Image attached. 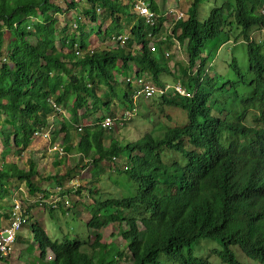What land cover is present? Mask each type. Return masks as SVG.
<instances>
[{
	"label": "trees",
	"instance_id": "trees-1",
	"mask_svg": "<svg viewBox=\"0 0 264 264\" xmlns=\"http://www.w3.org/2000/svg\"><path fill=\"white\" fill-rule=\"evenodd\" d=\"M148 1L160 13L156 0ZM201 1L193 0L190 8H183L185 16L175 22L173 29L180 42L187 40L188 62L182 68L186 78L183 82L195 90L194 96H173L171 92L155 95L149 107L144 98L140 99L141 109L144 106L150 109L152 124L154 115L168 121L164 122V132L159 135L151 128L125 142L110 136L106 145L108 130L126 122L105 128L102 121L106 116H103L93 124L77 127L74 122H80L78 111L84 109L83 117H86L96 103L107 108L113 117L116 106L112 98H118L120 91L121 117L127 109L136 110L133 83L125 78L128 89L118 91L116 86L115 69L119 62L125 71L130 69L131 62H137L136 75L147 70L157 84L161 75H174L161 45L150 46L149 34L159 33L165 19L159 17L153 25L142 17L134 22L129 37L131 47L135 40L140 43L138 49H127L124 45L95 49L91 46L90 34L102 36L105 41L122 34L126 30L122 17H135L136 3L87 0L91 9L85 14L98 22V10L103 7L104 21L97 31L88 32L77 13L73 23L76 33L66 34L62 40V46L69 49L65 51L56 46L59 23L55 15L76 10L80 7L78 0H0V136L3 142L17 150L25 149L41 137L36 133L61 131L63 143L69 144L75 133L79 137L77 153L88 158L87 164L113 162L122 155L123 166L115 170L136 184L129 197L95 200L97 207L87 222L89 228L97 230L92 243L78 237L53 240L43 216L39 221L30 218V232L35 234L39 252L37 263L119 264L128 253L130 264H164V257L176 264H213L199 254L201 241L206 240L218 245L213 252L227 264H244L234 247H240L250 259L264 264V50L250 37L253 28L264 29L261 11L264 0H213L204 20L200 19ZM226 12L230 13L224 19ZM231 37L235 43L243 37L248 45L252 78L246 86L253 92L245 99L240 98L237 84L231 79L220 82L221 73L210 77L203 68L208 59L202 57L204 46L218 50L221 41L223 45ZM198 58L201 63L197 72H192ZM232 62L239 78H245L236 58ZM201 84H204L203 90ZM101 86L106 97L98 95ZM228 96L233 100L229 101ZM69 99H72L73 111L70 121L56 108ZM218 105L220 110L216 108ZM155 106L158 115L151 112ZM167 107L179 109L181 114L172 115L166 112ZM237 107L243 108L239 119L228 120L227 116ZM0 160V163L3 161L0 164V227L9 222L11 215L13 201L7 206L9 180L18 177L27 182L33 194L40 191L48 196L52 191L47 186L39 187L40 180L61 185L81 168L78 164L66 168L64 177L59 173L41 175L33 161L27 170L15 172L6 167L5 152L1 153ZM50 209L54 211L55 207ZM112 222L119 223L120 233L127 242L126 250L115 241L102 242L101 230ZM19 238L16 243L23 244V238ZM27 241L31 252L32 240ZM50 252L52 255L48 257Z\"/></svg>",
	"mask_w": 264,
	"mask_h": 264
},
{
	"label": "rangeland",
	"instance_id": "rangeland-1",
	"mask_svg": "<svg viewBox=\"0 0 264 264\" xmlns=\"http://www.w3.org/2000/svg\"><path fill=\"white\" fill-rule=\"evenodd\" d=\"M78 1L80 2V7L76 10L66 12L62 15H55L59 23L58 31L55 36L56 46L57 48L63 49L65 51H68L69 49L67 47L62 46V40L64 39V36L66 34L76 33V30L73 29V23L75 21V16L77 15V13L78 15H80L81 21L83 25L86 26V30L88 32L93 29L97 31L101 23L104 21L102 13L105 12V8L101 7V9L98 10L99 21L94 22L90 17L85 14V11L87 9H91V5L88 4L87 0ZM119 1L123 4H127L131 0ZM136 1L137 0H133V2L135 3ZM192 2L193 0H160V4H162L163 6L161 9V13L167 14V12H170L171 8L182 11L183 8H190ZM62 4L65 5L63 2ZM212 6L213 0H209V2L208 0L201 1V4L199 5L201 20H204L208 16ZM133 12L135 14V17H131L129 15L122 17V23L126 29L123 31L124 33L122 32V34L126 36L130 35L129 29L133 26L134 22L138 21L139 18L136 8L133 9ZM229 13L230 12H226L223 18L226 19V15ZM174 20L175 19H173L172 14L166 17L165 21L163 22L162 30L157 33L153 39H151L154 45H161V48L164 53V59L166 62H168L170 68L174 72V75H161L159 79L160 82H173L179 79L184 82L186 81V78L184 77L182 72V68H184V66H186L188 62L187 40L182 43L177 39V35L173 34V29L175 25ZM107 23H110V19H108ZM237 31L238 29L235 30V32ZM90 36L91 46L95 49H100L102 47L113 48L121 44H123L127 49H138L141 46L140 43L135 40L131 47L130 37L124 43H121L118 40V36L106 41L103 39L102 36L97 37L96 35L94 36L93 33H91ZM250 37H252L257 43H260V46H263L264 50V29L253 28L250 33ZM221 39H223L222 35ZM243 39L244 38L242 37L239 42L235 43L234 37H231V39L223 45L222 40L218 50L213 49L214 47H208L206 49V47L204 46L202 57L207 56L208 58L203 68H205L206 73H208L210 77H213L216 73H221V75H219L220 82H222L223 79H231L237 84V90L240 95V98L245 99L246 97L250 96L253 91H250V86H246V83H249L252 78V72L249 67V57L247 52L248 45L247 42ZM7 40L8 37H6V41ZM201 58H198L196 60V64L192 68V72H197L198 66L201 63ZM233 58H236L237 63L245 76V78L243 77L245 79V82H243V78L240 79L239 76L235 73L232 65ZM138 68V63L135 61L131 62V67L128 71L122 70L120 68V62L118 63L115 69L116 79L118 80V83L116 84V86L118 87V91H120L121 88L125 90L128 89L126 87L124 79L129 76H137L136 71L139 70ZM140 74V76H143L148 81L155 82V80L151 77L147 70ZM102 87L103 86H101V88L97 91L98 95L106 97ZM203 88L204 84H201V90H203ZM120 92L118 98H120ZM118 98H112V102H114V105L116 106V115L113 117L117 118V120H122L123 117H121V115L123 108L121 105V101ZM227 98L229 101L233 100L232 96H228ZM140 99L143 98L140 97L136 99V110L133 111L134 115L132 119L125 121L126 123L122 126L119 125L108 130L105 139L106 145L109 144L110 136H115L119 140L125 142L127 140H132L135 137L138 138L140 135L146 133L151 128H155L154 131L156 132V134L158 133L159 135L164 132V129L166 128L164 122L168 123V121H166L164 118H159L158 116L154 115V120L152 124L150 122V116L148 115L150 113V109L148 111V104H150L152 99L144 98V101L148 106H144V109H141ZM71 102L72 99H69L66 104L62 105V107L60 106V114H62V116L65 117V120L68 121H70L71 117L73 116ZM216 108H219L220 110L219 105ZM157 110V106H155V108L153 109L151 107V112H155V114H157ZM241 111H243V108L237 107L232 114H229L227 116L228 120L237 121L239 119L238 114ZM78 112L80 122H74V126L77 127H80L81 125L85 124H93L97 122L100 117L103 116L112 117L111 115H109L107 108H105L104 106H99L96 103H94L93 110H91V112L89 113L90 115L83 117L84 109H81ZM166 112L172 115L176 114L178 116L179 114H181V111L179 109L171 110L168 107L166 109ZM62 116L60 115V119H63ZM169 123L171 122L169 121ZM55 125L53 126L54 128ZM59 127L60 125H57L58 129ZM63 136L64 133L61 131H59L58 134L50 133L48 137L41 136L35 138L30 146L26 147L25 149L21 148L18 150L12 148L7 143H4L3 138L0 136V155L2 152H5L4 163L7 165L6 167L12 171L21 172L25 169L27 170L30 166V162L33 161L38 166V170L41 175L59 173L61 174V176L64 177L66 168H74V166L78 164L81 168L79 170L76 169V173L74 172L75 174L72 175L69 180L64 179L61 185H58L56 181L48 182L47 180H40L38 183L39 187L50 186L48 188L52 192H54V194H57L56 190L60 191L61 189L65 191L61 194L68 195L72 206L67 209L59 203L58 206L55 207L54 211H50L51 205L49 203H46L49 201H46L43 204H40V202L37 201L40 199V196L41 198H46L50 195L45 197V193L40 191H36L33 194L30 191V187L27 182L25 180L19 179L18 177L14 179L12 178L8 181L7 188L9 190V193L7 197V206L10 205L9 203H11L14 198H19L25 201L28 206H31L30 218L33 221H39V218H41L42 216L44 217L46 229L48 230V235L53 240H58L62 237H78L80 239H84L92 243L96 237L97 230L94 228H89L87 226V222L92 217L93 208L97 207L95 200L106 199L107 197H129L131 195L132 186L136 187V184L126 174L117 172L115 170V167L123 166L122 155H119L118 157L114 158L113 162L106 160L101 162L99 165H94L93 163L87 164L88 158L81 155L80 153H77L76 144L79 138L77 134L74 133L73 142H70L69 144L63 143ZM56 145L58 147H64V154H61L60 151L58 152L55 150ZM66 147H68L67 150ZM124 155L125 158H127L128 160L129 153L126 152V154ZM1 163H3V161ZM83 165H85V167H82ZM75 182H78L79 186L73 189V187L71 186H73ZM68 189H71V191ZM114 211H116V209H114ZM40 213H42V215ZM29 225L30 222L25 223L23 230L19 235L20 238H23L24 240L23 244H20L19 242L16 243V245L13 247L12 252L10 253V256L7 258L6 262H3L2 264H39L37 263V255L39 252L37 249L35 234L30 232ZM124 228L126 229L127 226H124ZM101 231L103 233L102 242L111 243L112 241H115L117 245H119L122 249L126 250L125 247L127 246V242L120 233V227L118 222L110 223ZM28 238H31L33 243V248L31 252L27 249V246L29 245L27 241ZM217 246L218 245L216 243L202 240L199 254L203 258L212 262L213 264H227L226 262L222 261V259H220L216 255V253L213 252L214 248H216ZM234 250L236 251L239 260L244 264H261L258 261L250 259L240 247H234ZM47 255L48 257H50L52 253L50 252ZM119 264H130V256L128 253L124 257V259L119 262ZM164 264L176 263H174L173 261H168V259L164 257Z\"/></svg>",
	"mask_w": 264,
	"mask_h": 264
},
{
	"label": "built area",
	"instance_id": "built-area-1",
	"mask_svg": "<svg viewBox=\"0 0 264 264\" xmlns=\"http://www.w3.org/2000/svg\"><path fill=\"white\" fill-rule=\"evenodd\" d=\"M134 8H136L139 17L144 18L145 22L150 25L155 24L159 17H163L165 19L166 17L170 16V14H172L173 19H175L174 20L175 22L180 19H183V17L185 16V12L183 10L182 11L175 10L173 8H171L170 12L169 13L167 12V14H163L161 12L157 13L151 8L148 0H137ZM261 11L264 13V6L262 7ZM149 36L151 37V39H153L155 35L149 34ZM128 38L129 36H126L124 34H120L118 36V40L121 43H124ZM122 45L123 44H121V46ZM150 46L152 48L155 47L152 40L150 42ZM126 79L127 81H131L133 83L134 100L140 97L149 99L155 95H164L167 94L168 92H171L172 95H181L188 97H192L195 94V90L189 89L180 79L173 82L172 81L160 82L158 84L153 81H148L143 76H138V75L134 77L129 76ZM56 108L60 111V106H56ZM133 115H134L133 111L127 110L122 120H117V118L106 116L102 121V125L105 128H111L116 124H122L125 121L130 120L133 117ZM50 133L51 131L38 132L36 133V135H40L42 137H48ZM55 147H56L55 148L56 151L58 152L60 151L61 154H64L65 150L63 146L58 147L56 145ZM77 186H79V183L75 182L71 187H73L74 189ZM64 192L65 191L61 189L60 191L56 190L57 194H54V192H52L49 194L50 195L49 197H46L44 195L46 198H41L40 196L39 197L40 199L37 201H39L40 204L49 201L46 203H49L52 207H57L58 204L60 203L61 205H63L64 208L68 209L72 206V204L70 202V198L68 197V195L61 194ZM30 209L31 206H28L25 203V201L19 198L13 199L9 222L0 227V264L6 262L7 258L10 256V253L13 250L14 245L18 241L19 235L23 230L24 224L30 222V215H31Z\"/></svg>",
	"mask_w": 264,
	"mask_h": 264
},
{
	"label": "crops",
	"instance_id": "crops-1",
	"mask_svg": "<svg viewBox=\"0 0 264 264\" xmlns=\"http://www.w3.org/2000/svg\"><path fill=\"white\" fill-rule=\"evenodd\" d=\"M156 2H157V4H158V6H159V9H160V12H162L161 11V9H162V4H160V0H156ZM48 187H50V186H48ZM42 219L44 220V217H42ZM45 228H46V226H45ZM47 230V229H46ZM48 231V230H47Z\"/></svg>",
	"mask_w": 264,
	"mask_h": 264
}]
</instances>
